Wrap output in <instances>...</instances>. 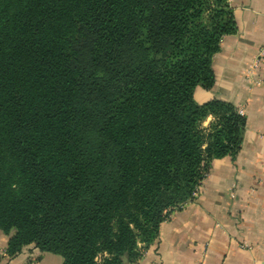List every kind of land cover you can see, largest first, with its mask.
<instances>
[{
  "label": "trees",
  "instance_id": "trees-1",
  "mask_svg": "<svg viewBox=\"0 0 264 264\" xmlns=\"http://www.w3.org/2000/svg\"><path fill=\"white\" fill-rule=\"evenodd\" d=\"M235 31L229 0H0L7 258L33 245L137 264L212 160L241 148L244 115L193 96Z\"/></svg>",
  "mask_w": 264,
  "mask_h": 264
},
{
  "label": "crops",
  "instance_id": "crops-1",
  "mask_svg": "<svg viewBox=\"0 0 264 264\" xmlns=\"http://www.w3.org/2000/svg\"><path fill=\"white\" fill-rule=\"evenodd\" d=\"M229 3L236 31L212 58V87L197 86L193 96L199 104L216 99L243 110L241 148L212 160L193 198L161 224L137 264H264V59L249 72L264 46V0ZM7 239L0 231V264H62L33 245L8 259Z\"/></svg>",
  "mask_w": 264,
  "mask_h": 264
},
{
  "label": "built area",
  "instance_id": "built-area-1",
  "mask_svg": "<svg viewBox=\"0 0 264 264\" xmlns=\"http://www.w3.org/2000/svg\"><path fill=\"white\" fill-rule=\"evenodd\" d=\"M264 59V46L261 47L256 56L253 58L252 62L250 63V67H249V72L251 74L256 73V71H258L259 66H260V62ZM257 83H259V80H256ZM239 113L241 115H243V110L242 109H238Z\"/></svg>",
  "mask_w": 264,
  "mask_h": 264
},
{
  "label": "water",
  "instance_id": "water-1",
  "mask_svg": "<svg viewBox=\"0 0 264 264\" xmlns=\"http://www.w3.org/2000/svg\"><path fill=\"white\" fill-rule=\"evenodd\" d=\"M122 261H123V264H128L127 258L125 256L122 258Z\"/></svg>",
  "mask_w": 264,
  "mask_h": 264
},
{
  "label": "rangeland",
  "instance_id": "rangeland-1",
  "mask_svg": "<svg viewBox=\"0 0 264 264\" xmlns=\"http://www.w3.org/2000/svg\"><path fill=\"white\" fill-rule=\"evenodd\" d=\"M3 252H4V250H3Z\"/></svg>",
  "mask_w": 264,
  "mask_h": 264
}]
</instances>
